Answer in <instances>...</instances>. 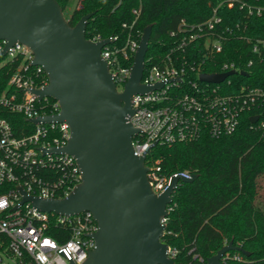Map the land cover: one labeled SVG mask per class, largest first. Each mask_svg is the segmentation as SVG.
<instances>
[{
  "label": "built area",
  "instance_id": "2783aa9c",
  "mask_svg": "<svg viewBox=\"0 0 264 264\" xmlns=\"http://www.w3.org/2000/svg\"><path fill=\"white\" fill-rule=\"evenodd\" d=\"M226 6L245 9L247 15L261 14L264 0H220L207 19L191 24L182 19L178 29L171 31L174 36L181 34L171 53L161 64L145 61L141 82L163 85L132 96L135 112L130 119L140 130L133 138V146L137 155H146L149 180L157 193L168 187L173 175L189 177L192 173L183 170L169 176L162 174L160 159H149L154 146L193 141L203 132L212 137L230 134L237 128L243 111L259 106L264 113L263 89L243 84L237 87L229 78L231 75L218 83L200 80V73L198 80L191 79L186 73L184 52L174 56L198 39L204 42L205 55L221 52L229 35L244 33L240 23L224 25L220 9ZM103 38L97 34L90 39ZM109 38L102 55L121 91L130 77L131 58L134 59L140 40L131 32L121 45L117 44L118 35ZM246 39L253 43L254 52L264 46V37ZM6 46L7 40L0 39V70L8 74L0 87V264H80L96 245L92 234L99 226L92 212L62 215L43 211L31 201L22 202L24 195L19 186L31 195L62 198L81 182L82 171L72 155L52 150L67 144L71 130L66 121H30L60 111L56 99L52 110L47 111L49 97L39 99L33 91L48 84V73L42 65L33 64V52L24 43L17 41L3 53ZM247 64L252 65L253 59ZM230 70L247 72L233 61H224L219 72ZM9 113L23 115L32 127L22 128L23 133L17 134L7 117ZM255 115L264 137V118L260 114L251 117ZM54 226H61L57 237L49 233Z\"/></svg>",
  "mask_w": 264,
  "mask_h": 264
},
{
  "label": "water",
  "instance_id": "95a60500",
  "mask_svg": "<svg viewBox=\"0 0 264 264\" xmlns=\"http://www.w3.org/2000/svg\"><path fill=\"white\" fill-rule=\"evenodd\" d=\"M92 14L73 25L58 0H0V39L7 40L3 53L17 41L27 45L33 64L42 65L49 78L33 91L39 99L52 97L60 105L58 113L30 121H66L71 130L67 144L52 150L72 155L82 171L81 182L62 198L31 195L19 186L22 202L62 215L92 212L99 226L92 234L96 245L80 264H174L172 249L162 240L168 206L179 181H192L197 174L173 175L164 191L155 192L146 155L135 153L133 138L140 130L130 119L135 112L132 96L163 85L141 82L153 24L143 30L130 77L120 91L102 55L110 38L94 41L86 35ZM234 73L202 72L199 78L218 83ZM257 119L255 115L251 122ZM234 250L249 253L232 239L206 263L186 264H227L225 256Z\"/></svg>",
  "mask_w": 264,
  "mask_h": 264
},
{
  "label": "trees",
  "instance_id": "16d2710c",
  "mask_svg": "<svg viewBox=\"0 0 264 264\" xmlns=\"http://www.w3.org/2000/svg\"><path fill=\"white\" fill-rule=\"evenodd\" d=\"M219 1L81 0L80 6L68 15L72 0H58L73 25L84 14L93 13L87 22L88 38L97 34L104 38L118 35L117 44L121 45L130 32L140 40L144 28L153 24L147 64H161L171 53L181 35L174 36L171 31L178 29L182 19L190 24L201 22L211 15ZM220 13L224 25L240 23L244 33L229 35L221 52L205 55L204 42L198 39L174 56L184 52L186 73L194 80H198V73L219 72L224 61H233L247 71L231 74L233 84L264 90V46L254 52L253 43L246 39L264 37V11L247 15L245 9L226 6ZM124 23L133 27H125ZM250 59L253 64L248 66ZM7 78L8 74L0 70V87ZM48 101L47 111H51L55 99L49 97ZM253 114L264 118L262 108L256 106L241 113L237 128L230 134L212 137L203 132L193 141L152 148L149 159H160L162 174L169 176L183 170L197 174L192 181H179L168 206L162 240L171 247L174 264L206 263L208 257L232 239L234 245L249 253L231 251L225 256L227 264H264V195L259 185L264 174V137L258 122H251ZM7 117L17 134L23 133L22 128L32 127L21 114L9 113ZM60 227L54 226L49 233L57 237Z\"/></svg>",
  "mask_w": 264,
  "mask_h": 264
},
{
  "label": "rangeland",
  "instance_id": "374dc122",
  "mask_svg": "<svg viewBox=\"0 0 264 264\" xmlns=\"http://www.w3.org/2000/svg\"><path fill=\"white\" fill-rule=\"evenodd\" d=\"M80 3L81 0H72V4L70 5L68 10V15H70L76 7L80 6ZM259 185H260V192L261 194L264 195V174L260 176Z\"/></svg>",
  "mask_w": 264,
  "mask_h": 264
}]
</instances>
